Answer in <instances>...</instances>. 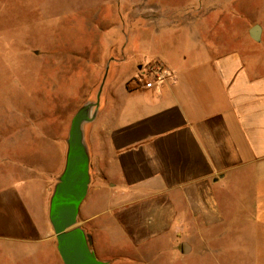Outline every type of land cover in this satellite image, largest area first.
Instances as JSON below:
<instances>
[{
  "label": "crops",
  "instance_id": "0c3cea01",
  "mask_svg": "<svg viewBox=\"0 0 264 264\" xmlns=\"http://www.w3.org/2000/svg\"><path fill=\"white\" fill-rule=\"evenodd\" d=\"M221 20L192 17L170 31L157 21L140 25L139 41L153 51L110 60L125 79L122 90L112 83L103 105L111 52L95 54L97 38L48 40L33 54L16 49L29 75L42 72L32 87L20 86L16 134L0 132V264H64L51 201L73 118L87 105L90 183L77 221L99 261L264 264V22ZM254 26L260 41L250 35ZM218 28L223 40L214 41ZM235 41L247 51L228 44ZM38 52H47L43 63ZM154 62L170 73L164 83L133 79Z\"/></svg>",
  "mask_w": 264,
  "mask_h": 264
},
{
  "label": "rangeland",
  "instance_id": "374dc122",
  "mask_svg": "<svg viewBox=\"0 0 264 264\" xmlns=\"http://www.w3.org/2000/svg\"><path fill=\"white\" fill-rule=\"evenodd\" d=\"M192 17L209 18L215 22L242 17L244 25H254L264 22V0H0V132L16 134L17 113L14 106L20 101V86L32 87L28 81L42 72L35 69L29 75L27 69H31L30 62L16 53V49L28 50L33 54L38 44L44 41L60 40L67 36L68 41L77 44L86 43L88 39H92L91 36L97 38L95 40L101 47L100 50L99 45L94 47L95 54L97 51L102 52V55L111 52L104 68V72L107 69L108 71L100 97V103L103 105L109 98L112 83L118 82L117 89H123L124 75L116 72L119 70L115 69V62L111 63L110 60L129 57L132 54L143 58L153 51L152 46L139 41L140 25L148 24L149 21L152 25L157 21L156 24H163L164 31H170L172 24H185ZM240 27L234 33V38L240 36ZM243 28L245 30V26ZM219 31V28L216 29L214 41L223 40ZM228 44L232 48L237 47L242 53L247 51L243 43L235 41ZM43 53L40 52L37 57L41 60L40 63L47 57V52ZM37 58L35 56V59ZM93 64L95 65L94 62ZM146 67L142 65L135 70V81L139 82L138 78L146 80L143 77ZM86 81L87 77L84 78V82ZM131 83L133 84V80ZM82 84L83 87L87 85ZM90 91L83 89L85 98ZM93 95L95 99V94ZM85 98L83 102L86 101ZM33 109L36 118L40 119L44 113L42 108ZM76 109L79 110L71 108V113ZM246 244L251 242L248 240ZM226 253L231 255L229 259L234 258L233 252Z\"/></svg>",
  "mask_w": 264,
  "mask_h": 264
},
{
  "label": "water",
  "instance_id": "95a60500",
  "mask_svg": "<svg viewBox=\"0 0 264 264\" xmlns=\"http://www.w3.org/2000/svg\"><path fill=\"white\" fill-rule=\"evenodd\" d=\"M250 35L255 41H260L261 28L254 26ZM91 108V105L84 106L73 118L65 171L51 201L50 221L64 264H104L95 257L77 221L90 183L89 158L83 145L82 124L90 120Z\"/></svg>",
  "mask_w": 264,
  "mask_h": 264
},
{
  "label": "built area",
  "instance_id": "2783aa9c",
  "mask_svg": "<svg viewBox=\"0 0 264 264\" xmlns=\"http://www.w3.org/2000/svg\"><path fill=\"white\" fill-rule=\"evenodd\" d=\"M169 76L168 69L162 63L154 62L145 68L143 77L146 81H142L146 87L151 88L164 83Z\"/></svg>",
  "mask_w": 264,
  "mask_h": 264
}]
</instances>
